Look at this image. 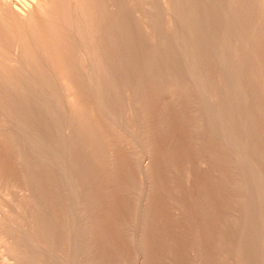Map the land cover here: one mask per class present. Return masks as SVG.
<instances>
[{"label":"bare ground","instance_id":"bare-ground-1","mask_svg":"<svg viewBox=\"0 0 264 264\" xmlns=\"http://www.w3.org/2000/svg\"><path fill=\"white\" fill-rule=\"evenodd\" d=\"M214 1L0 0V264H264V0Z\"/></svg>","mask_w":264,"mask_h":264},{"label":"rangeland","instance_id":"rangeland-1","mask_svg":"<svg viewBox=\"0 0 264 264\" xmlns=\"http://www.w3.org/2000/svg\"><path fill=\"white\" fill-rule=\"evenodd\" d=\"M5 1H6V2H7V1H11V3H12V1H13V2L15 1V4L17 3L16 5L19 6V8H23V7L25 6L23 2L21 3V0H18V2H17V0H5ZM22 1H23V0H22ZM216 1H217V0H216ZM216 1H214V2H216ZM220 1H222V2L224 3V0H220ZM254 1H255V0H254ZM258 1H259V0H257V2H258ZM222 2H221V5L223 4ZM243 2L246 3L245 0H243ZM247 2H248V1H247ZM257 2H252V1L249 2V3H252V4L255 3V5H257V4L259 3V4L257 5L258 7H257V9H256V12H257V10H259L258 8H259V6H260V1H259L258 3H257ZM217 3H218V4L220 3L219 0L216 2V5H217ZM22 5H24V6H22ZM219 5H220V4H219ZM221 5H220V6H221ZM225 5H226V4H224V6H225ZM253 5H254V4H253ZM250 6H252V5L250 4ZM217 7H218V6H217ZM217 7H214V8L217 9V10H215L216 12L219 11L220 14H224V13H226L225 10H223V12H221V10H220V8H221V9L223 8V5H222L221 7H219V8H217ZM252 7H253V6H252ZM252 7H249V5H248L247 8L251 11L250 8H252ZM254 7H255V6H254ZM224 8H225V7H224ZM255 8H256V7H255ZM255 8H254V9H255ZM218 9H219V10H218ZM225 9H226V8H225ZM248 9H247V10H248ZM252 9H253V8H252ZM254 9H253V10H254ZM250 11H249V12H250ZM253 12H255V10H254ZM253 12H250V13H253ZM256 12H255V13H256ZM250 13H249V14H250ZM252 15H254V13H253V14H250V16H252ZM7 21H8L7 23H9V20H7ZM5 22H6V21H5ZM216 26H218V24H217ZM216 26H214V28H215ZM218 27H219V26H218ZM218 27H216V29H217ZM12 28H13V27H12ZM214 28H213V29H214ZM216 29H214L213 31L215 32ZM218 30H220V27H219V29L216 30V32H217ZM9 32H10V31H9ZM9 32H7V34H9ZM11 32H12V31H11ZM214 32H212V33H214ZM212 33H211V36H212V37H214L213 35H215V37L218 36V35L216 36V34H217L218 32H217V33H214V34H212ZM10 35H11V34H10ZM5 36H6V35H5ZM13 36H14V35L10 36V38L13 37ZM211 36H210V39L212 38ZM8 37H9V35L7 36V38H8ZM4 38H5V40L1 37V39H3V41H1L0 49H3L4 47L7 48V47H6V44H7L6 41H8V40L6 39V37H4ZM8 39H9V38H8ZM14 39H15V40H14ZM214 39H215V38H212V41L210 40V42L213 43V40H214ZM4 41H5V43H4ZM10 41H12V40H10ZM10 41H8V43H10ZM14 41H15V42H14ZM2 42H3V45H2ZM12 42H13V43H12V44H13L12 47L14 48V47H15L14 45H16V43L18 42V40L16 39V37H15V38L13 37V41H12ZM4 44H5V45H4ZM241 44H242V43H241ZM10 46H11V43H10ZM8 47H9V45H8ZM5 48H4V49H5ZM9 48H10V47H9ZM6 50L11 51L12 49H11V48H10V49H5V51H6ZM241 50H242V49H241ZM239 52H240V51H239ZM240 53H241V52H240ZM1 54H2V53H0V55H1ZM2 55H3V54H2ZM241 55H242V53H241ZM0 57L2 58V56H0ZM16 57H17V56H16ZM16 57L14 56V57H12V58L10 57V58H11V59L14 58V61L16 62V65H17V64H19V63H18V61H16V60H18ZM15 58H16V60H15ZM240 59H241V56H240ZM240 59L237 60V62L239 61V62H238V65H239V63H241ZM11 61H12V60H11ZM12 64H14V63L12 62ZM5 77H6V76H5ZM231 89H233V90H231V91L234 93V85H233V87H232ZM236 90H238V89H235V93L237 92ZM232 92H231V94H232ZM35 95H37V93H36ZM235 95H236V94H234L233 97H235ZM237 95H238V93H237ZM231 96H232V95H231ZM238 97H239V96H238ZM231 99H232V98H231ZM231 99H229V100H231ZM233 99H234V102H233V101H230V102H228V103H226L227 101L225 102L226 105L228 104L227 106H229V105H230L229 103L232 102V103H231V106L234 105V106L238 109V110L236 109L237 112H235L234 108L232 107L233 110H234V111L232 110V113H234V112H235V113H238V114H236V115H235V113H234V115H233V114L231 115V118H230V119L233 120L232 122H234V120H235L236 117H237V118L239 117V119H240V117H242V116H240V115L243 114V109H244V108H243V107H244V104L241 103L242 101H240L239 98L236 99V97H235V98H233ZM233 99H232V100H233ZM235 99L240 101V102L237 101V102H238L237 105H236V101H235ZM56 102L60 103L58 100H56ZM56 102H55V104H58V103H56ZM51 103H52V105H55V104H53V102H50V104H51ZM233 103H235V104H233ZM239 103H241L240 105H243V106H242V107L239 106ZM45 104L47 105V104H49V103H45ZM60 104H61V103H60ZM46 105H45V106H46ZM58 105H59V104H58ZM58 105H56V106L58 107ZM61 105H62V104H61ZM226 105H225V107H226ZM0 106H2V105H0ZM50 106H51V105H50ZM50 106H46V107H45V111H46L47 114H48L49 112L52 113L51 111H53V110H55V111L58 110V111H60V112H63V111L61 110V109H63L62 106H61V109H60L59 107H58L59 109H56V108H53V106H51V107H52L51 110H50ZM2 107H3V106H2ZM47 107H49V108H47ZM223 107H224V105H223ZM0 108H1V107H0ZM3 108H5V107H3ZM3 108L0 109V116L3 118L2 120H4V122H3L1 119H0V121L3 122L2 125H4V124H5V125H8V123L11 124V122H12L13 120H12V119H11L12 121L9 120V119H10V116L5 112L4 114H7V115L9 116V119H7L8 116H7V117H6V116L4 117L3 112L1 113V110H2V111H5V109L3 110ZM239 108L242 109V110H241V113H242V114H241V113L239 114V112H240ZM46 109H48L49 111L47 112ZM58 111H56L57 114H51V115L48 114V115H50L51 117H54V119H55V117L59 115V114H58ZM53 113H55V112H53ZM60 114H61V113H60ZM2 115H3V116H2ZM61 115L64 116V113H62ZM61 115H59V116L61 117ZM63 116L61 117L62 119L64 118ZM233 116H234V119H232ZM60 117H59L58 121L55 119V121H57V123H59V124L61 123V122H59V121H62V119L60 120ZM56 118H58V117H56ZM237 118H236V119H237ZM5 119H7V120H6V123H5ZM237 120H238V119H237ZM14 121H15V120H14ZM16 121H18V120L16 119ZM1 122H0V128L2 129L3 126L1 125ZM7 122H8V123H7ZM235 122H236V121H235ZM237 122H241V120H240V121L238 120ZM10 124H9V125H10ZM238 124H239V123H238ZM5 125H4V126H5ZM9 125H8V126H9ZM24 125H26V124H24ZM1 126H2V127H1ZM11 126H12V124H11ZM11 126H10V128H11ZM3 129H4V130L7 129L6 126H5V128H3ZM3 129H2V131L4 132ZM35 130H36V129H35ZM35 130H34V128H33V130H32V131H34L33 133L36 134L35 137H36V136H39L40 131H39V130H36V131H39V133H38V135H37V132H36ZM2 131H0V173L5 174V172H7V171L9 172V170H10L11 172H12V169H13V170H17L16 167L13 168V166H12V164L14 165V163H13V161H12L13 158L11 159V158H10V155H11L12 153L15 152V153H16L15 156L18 157V156H17V155H18V153H17V152H18V149H15L14 147H11V146H10V144H9V143H10V142H9L10 139L7 138V137H6V134L4 135V133H2ZM32 131H31V132H32ZM35 132H36V133H35ZM3 135H4L7 139H6ZM2 136H3V137H2ZM9 137H10V136H9ZM35 137H33V139H35V142H34V143H33L34 140L31 139V138H30V140H27V143H25V142L22 141V140L20 141V142H22L23 147H25V150H27V153H29L28 151H32L31 149H28V148L35 149V150H33V151L35 152V151H38V150L40 149L39 147H41V146L44 147L45 145H47V142H48L49 146H53V147L56 148V144H57V143H55L56 141H55L54 139H50V138L45 139V137H44V139H45L46 141H45L44 143H41L40 141H38L39 139H36L37 137H36V138H35ZM41 137H42V135H41ZM32 140H33V141H32ZM36 140H37V141H36ZM31 141H32V142H31ZM50 142H51V143H50ZM52 142L55 143V144L50 145V144H52ZM24 143H25V144H24ZM41 144H42V145H41ZM44 144H45V145H44ZM43 145H44V146H43ZM57 145H58V144H57ZM35 146H37V147L39 146V147H38L39 149H38L37 147H35ZM47 146H48V145H47ZM49 146H48V147H49ZM58 146H61V145H58ZM33 147H34V148H33ZM45 147H46V146H45ZM62 147H63V149H65L64 146H62ZM55 148H54L53 151L58 150L57 152L59 153L60 156H57V155H56L57 152H52V150H50V151H51V152H50L49 149H53V148L49 147V148H48V153H50V154H47V153H46L47 151H46V152L44 151V155L47 157V156H51V155L53 154V157L51 156V157L44 158L45 161H49L50 158H52L53 161H55V160H57V158H58L57 162L55 161L56 163H58V161H61L62 159H63V162H64V158H62V159L59 158V157H61V156L64 157V152H62L61 154H63V155H61V154H60L61 151H59L61 148H60V149H58V148L55 149ZM37 149H38V150H37ZM41 149H42V148H41ZM44 149H45V148H44ZM44 149H43V150H44ZM63 149H62V150H63ZM6 150H7V152H6ZM9 150H11V152H10L11 154L8 153ZM12 150H13V151H12ZM46 150H47V147H46ZM33 151L30 152L29 154H32V153L34 154ZM40 151H41V150H39V154L42 153L41 155H43V152H42V151L40 152ZM15 153H14V154H15ZM37 153H38V152H37ZM51 153H52V154H51ZM55 153H56V154H55ZM14 154H12V155H14ZM46 154H47V155H46ZM35 155H36V152H35ZM41 155H39V156H40V157H39L40 159L43 158V157H45L44 155H43V157H42ZM36 156H38V154H37ZM11 157H12V156H11ZM13 157H14V156H13ZM16 157H14V159H16ZM55 157H56V159H55ZM14 159H13V160H14ZM44 159H42V160H44ZM52 159H51V160H52ZM11 161H12V162H11ZM61 162H62V161H61ZM128 162L131 163L132 161H129V160H128ZM1 163H2V164H1ZM3 163H4V164H3ZM10 163H12V164H10ZM56 163H55V164H56ZM132 163H133V162H132ZM9 164H10V165H9ZM58 164H59V163H58ZM129 165H130V164H129ZM1 166H2V167H1ZM14 166H15V165H14ZM131 166L134 167V165H132V164H131ZM11 167H12V168H11ZM18 167H19V166H18ZM10 168H11V169H10ZM19 168H20V167H19ZM4 170H5V171H4ZM17 171H19V169H18ZM17 171H14V173L16 172V174H19V173H17ZM20 172H21V171H20ZM6 174H7V173H6ZM120 176H121V175H120ZM120 176L118 177V180H119L118 182H119V184H120L119 186L122 185L120 182H122V183L124 182V180L122 181V179H121ZM119 178H120V179H119ZM115 179H117V178L115 177ZM120 180H121V181H120ZM116 182H117V180H116ZM118 182H117V183H118ZM124 184H125V183H123V185H124ZM47 186H48V185H47ZM49 186H50V185H49ZM119 186H118V187H119ZM125 186H126V185H124L123 187L121 186V188H125ZM48 188H52V187H48ZM97 188H99L100 191H101V189H102V191H103V188H100L99 186H97L96 189H97ZM110 189H111V188H109V189L107 190L108 192L104 190V191H103L104 193L101 191V192L103 193L102 195H106V196H107V195H109V193H110V194L113 193L114 191H111ZM118 189H119V194H122V192L120 193V188H117V190H116L113 194L109 195V196H111V197L107 196L108 198H110V200H109V201H110V202H109V206L115 207V206H119V205L123 204V205H122V207H123V206H125L124 204L127 203V202H128V203H127L126 205H127V206H129V205L131 206V204H132V201H131V200H132V199L130 198L131 200H127V199H129V198H125V197H127L128 195L123 196V197H124V199H123V198H122V195H124L125 193L122 194V195H121V198H120V195H119L118 192H117ZM49 190H50V189H49ZM249 190H251V188H250ZM96 191H98V189H97ZM109 191H110V192H109ZM121 191H122V190H121ZM253 191H254V192L249 191V192H248V195L251 194L252 197H253V195L255 194V190L253 189ZM116 192H117V193H116ZM250 192H251V193H250ZM107 193H108V194H107ZM249 193H250V194H249ZM253 193H254V194H253ZM117 194H118V195H117ZM115 196H117V197H115ZM129 197H130V196H129ZM52 198H53V197H52ZM52 198L50 199L51 202H57L56 200H55V201H52V200H53ZM112 198H113V201H112ZM249 198H250V196H249ZM97 199H98V198H97ZM114 199H115L116 201H115ZM125 199H126L127 201H124ZM250 199H251V198H250ZM20 201H21V200H20ZM111 201H112V202H111ZM118 201H120L121 203L118 202ZM130 201H131V202H130ZM249 201H250V200H249ZM51 202H50V203H51ZM122 202H123V203H122ZM235 202H236V203L238 202V200H237L236 197H235ZM250 202H251V201H250ZM20 203H23V202H20ZM50 203H49L48 205H50ZM111 203H112V204H111ZM130 203H131V204H130ZM53 204H55V205H53ZM57 204H60V203L58 202ZM246 204H247L248 206H250V205H249V202H247ZM250 204H251V203H250ZM52 205H53V206H52ZM232 205H234V206L236 205V206H237L238 204H235V203L233 202ZM55 206H56V207H55ZM57 206H60V205H56V203H52V204H51V207H55V208H57ZM236 206H235V207H236ZM21 209H22V208H21ZM21 209L17 211V212H19V214H20V212H21ZM23 209H24V208H23ZM23 209H22V211H23ZM16 210H17V209H16ZM57 210H58V212H60L62 209H61V210L56 209V211H57ZM117 210H120V209L117 208ZM117 210H116L115 216H116V215H118V216L115 217V218L120 219V217H119L120 212H119V211L117 212ZM24 211H25V210H24ZM15 212H16V211H15ZM21 213H23V212H21ZM60 213H61V212H60ZM60 213H58V214H60ZM58 214H57V215H58ZM109 216H110V215H109ZM123 217H125L126 220H128V217H129V216H123ZM236 218H237L238 220H237ZM249 218H250V217H249ZM112 219H113V220H112ZM118 219H116V221H119ZM129 219H130V218H129ZM235 219H236L237 221H236ZM240 219H243V218L240 217ZM22 220H23V219H22ZM121 220H123L122 217H121L120 221H121ZM111 221H112V222H111ZM128 221H129V220H128ZM234 221H235V222H234ZM241 221H242V223H243L244 220H241ZM109 222H110V223H109ZM233 222H234L235 224H236V222H237V223H238V222L240 223V220H239L238 217H235V218H233ZM233 222H232V224L235 226V227L233 226L234 231H235V228H236V225H237V224L235 225ZM16 223H18L17 220H16ZM16 223L14 224V225H15V226H14L15 228H17ZM21 223H22V222H20V224H17V225H18V228H17L18 230L21 229V227L19 228V226H22V224H23V223H22V224H21ZM108 223H109V224H108ZM117 223H118V222H117ZM117 223H116V224H117ZM242 223H241V224H242ZM106 224H107V226H108V225H109V226L111 225L109 228L111 229V227H112V230L115 232L114 234H115L116 236H118V234H120V235L122 236L121 232H118V230H120V225H119V226H116V224H115V220H114V216H113V218H111L110 221H108ZM114 224H115V225H114ZM176 224H177V223H176ZM178 224H179V226L181 225V223H179V222H178ZM178 224H177V225H178ZM232 224H231V226L229 225V226L231 227V229L229 228V230H233V228H232ZM115 226H116V227H115ZM23 227H24V225H23ZM229 230H228V236H230L229 234H231V237H232V235H235V232L231 231V233H230ZM21 231H22V230H21ZM233 233H234V234H233ZM252 233H253V232H251V234H252ZM238 234H239V233L237 232V235H238ZM251 234H250V236L253 235V234H252V235H251ZM237 235H235L234 237H232V238H234L233 240H235V237H238ZM112 236H113V235H112ZM116 236H115V237H116ZM116 238H117V237H116ZM116 238H112V239H111V240H113V239L115 240V242H112V244L115 243V245H116V243L118 242V239L116 240ZM233 240H232V241H233ZM126 241H127V239H126ZM104 242H106V241H104ZM233 242H234V241H233ZM230 245H232V242H231ZM54 251H55V250H54ZM56 251H57V250H56ZM59 252H60V250H59ZM59 252H58V253H59ZM112 253H114L113 250H112ZM69 255H70V253H68L67 258L69 257ZM71 255H72V254H71ZM230 255H231V254H230ZM5 258H7V260L9 261L8 257H4V259H5ZM5 261H6V260H5Z\"/></svg>","mask_w":264,"mask_h":264}]
</instances>
